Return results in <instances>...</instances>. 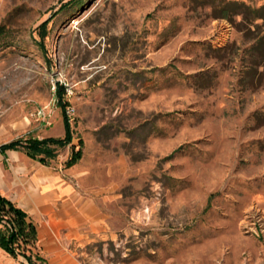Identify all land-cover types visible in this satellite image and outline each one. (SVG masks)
<instances>
[{
	"label": "rangeland",
	"instance_id": "obj_1",
	"mask_svg": "<svg viewBox=\"0 0 264 264\" xmlns=\"http://www.w3.org/2000/svg\"><path fill=\"white\" fill-rule=\"evenodd\" d=\"M69 1L0 0V145L62 137L57 84L82 142L49 162L75 200L65 226L30 215L35 264H264L261 21L216 18L230 0Z\"/></svg>",
	"mask_w": 264,
	"mask_h": 264
},
{
	"label": "trees",
	"instance_id": "obj_2",
	"mask_svg": "<svg viewBox=\"0 0 264 264\" xmlns=\"http://www.w3.org/2000/svg\"><path fill=\"white\" fill-rule=\"evenodd\" d=\"M73 0L65 3V7L69 6ZM63 8V9H64ZM214 9L218 11L216 18H224L228 21L232 20V14L240 15L242 23L253 24L257 20L261 21V25L256 24L257 31L252 39L253 42L250 50L257 53L253 64L260 62L264 63V3L257 7L250 6L242 0L219 1ZM46 22H42L38 27L40 39L43 40L46 36ZM6 32L3 26H0V39L5 36ZM64 87L60 84L56 85V105L60 108L63 135L62 137H33L26 139H15L0 145V153L7 150H22L26 156L36 160L44 165H49L51 160H54L57 155V148H63L70 145V154L64 162L66 168L71 167L82 156L81 145L79 140L78 147L72 145L73 130L70 117L67 113L68 102L64 99ZM264 116V114L262 115ZM258 115V117H262ZM258 118V119H259ZM264 123V122H263ZM37 229L29 217V215L15 203L3 196L0 192V248L10 254L12 257L21 256L24 259V264H35V261L45 263L46 260L38 253L32 254L31 250L35 248L37 243Z\"/></svg>",
	"mask_w": 264,
	"mask_h": 264
},
{
	"label": "crops",
	"instance_id": "obj_3",
	"mask_svg": "<svg viewBox=\"0 0 264 264\" xmlns=\"http://www.w3.org/2000/svg\"><path fill=\"white\" fill-rule=\"evenodd\" d=\"M17 151L19 150L0 153L1 194L22 208L29 217L48 216L51 219L53 215L60 218L65 226L66 213L72 209L75 200L74 187L65 179L66 174L56 172L26 155L28 159L21 157ZM32 221L36 226L37 236L41 237L39 226L33 219ZM13 259L15 257L0 248V264H13Z\"/></svg>",
	"mask_w": 264,
	"mask_h": 264
}]
</instances>
